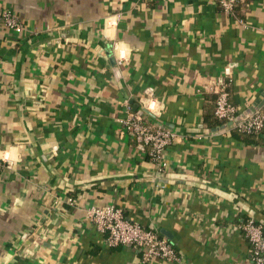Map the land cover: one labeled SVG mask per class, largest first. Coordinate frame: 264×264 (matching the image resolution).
<instances>
[{"label":"crops","instance_id":"crops-1","mask_svg":"<svg viewBox=\"0 0 264 264\" xmlns=\"http://www.w3.org/2000/svg\"><path fill=\"white\" fill-rule=\"evenodd\" d=\"M0 4L24 23L0 24V264H253L241 224L264 223V128L206 119L226 79L239 114L264 107V0ZM127 103L175 133L165 168L119 121ZM109 203L180 258L108 246L90 209Z\"/></svg>","mask_w":264,"mask_h":264},{"label":"built area","instance_id":"built-area-1","mask_svg":"<svg viewBox=\"0 0 264 264\" xmlns=\"http://www.w3.org/2000/svg\"><path fill=\"white\" fill-rule=\"evenodd\" d=\"M218 1L225 10L232 11L239 0ZM109 23H114V20H110ZM0 24L18 33L24 29L20 16L2 4H0ZM213 90L217 92L215 115L218 118L231 122L243 132H256L264 128V107L237 119L239 112L230 99L225 81L221 88ZM149 94V97L142 98L144 108L149 107L147 101L153 97L152 91ZM125 112L119 118L123 127L134 136L140 147L147 150L149 158L158 164L159 169L165 168L168 164L166 149L174 141L175 133L170 128L151 120L142 110H134L130 103L126 104ZM11 160L7 155H0V169L5 163H11ZM90 214L97 228L105 234L107 245L110 247L119 245L138 247L142 250L146 262L156 258L162 260L180 258L174 244L166 236L154 228L131 219L120 205L109 203L92 206ZM241 230L250 243L253 264H264V223L249 217L241 224Z\"/></svg>","mask_w":264,"mask_h":264},{"label":"trees","instance_id":"trees-1","mask_svg":"<svg viewBox=\"0 0 264 264\" xmlns=\"http://www.w3.org/2000/svg\"><path fill=\"white\" fill-rule=\"evenodd\" d=\"M243 0H239V1H237L236 3H235V5H234V8H233V10H235V8L238 6V4H240L241 2H242ZM231 83V80H229V79H226L225 80V86H226V88L228 89V90H230L229 88H230V84ZM216 99H217V92H215L214 93V101H215V105H214V118H207L206 119V121L211 125V126H214V125H220V124H222V123H227V121L226 120H224V119H220V118H218L216 115H215V106H216ZM262 130V129H261ZM261 130H259V131H261ZM259 131H256V132H259ZM241 132H243V131H241ZM256 132H243V133H247V134H252V133H256Z\"/></svg>","mask_w":264,"mask_h":264},{"label":"water","instance_id":"water-1","mask_svg":"<svg viewBox=\"0 0 264 264\" xmlns=\"http://www.w3.org/2000/svg\"><path fill=\"white\" fill-rule=\"evenodd\" d=\"M138 107V105H136V108ZM136 110V109H135ZM148 111V110H147ZM254 110H252L251 112H253ZM244 116V114H239V116L237 117V119H239V118H241V117H243ZM231 123V122H230Z\"/></svg>","mask_w":264,"mask_h":264}]
</instances>
